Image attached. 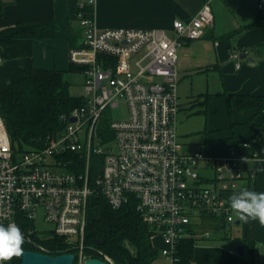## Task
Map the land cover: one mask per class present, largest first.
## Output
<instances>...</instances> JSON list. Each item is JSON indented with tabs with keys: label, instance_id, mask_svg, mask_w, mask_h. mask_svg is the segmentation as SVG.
I'll return each instance as SVG.
<instances>
[{
	"label": "built area",
	"instance_id": "obj_1",
	"mask_svg": "<svg viewBox=\"0 0 264 264\" xmlns=\"http://www.w3.org/2000/svg\"><path fill=\"white\" fill-rule=\"evenodd\" d=\"M212 2L204 0L191 20L174 19L171 35L157 27H101L94 12L90 16L85 9L94 7L95 0H78L77 20L83 33L78 46L71 48L70 61L81 68L85 101L63 117L60 132L48 134L44 146L24 151L14 149L0 114V224L15 223L28 242H33L34 233L65 237L77 264L88 257L114 264L104 253L93 256L85 251L87 227L93 221L88 213L92 207L100 209L99 195L116 209L135 201L136 210L153 230L151 240L161 237L159 250L170 264L180 261L182 239L214 234L204 226L205 215L232 227L237 216L226 194L239 189L246 158L190 149L177 125L178 50L186 39H199L214 25ZM257 4L264 14V0ZM230 55L237 58L239 52ZM123 103L127 117L109 119V110ZM105 121L113 133L107 138L100 130ZM256 144L255 138L243 142L253 149V158ZM68 153L78 155L79 163L66 158ZM93 155L102 160V171L94 180L90 177ZM82 163L83 170H77ZM39 216L52 227L37 230ZM24 220L30 224L23 226ZM37 247L48 252L43 244Z\"/></svg>",
	"mask_w": 264,
	"mask_h": 264
},
{
	"label": "crops",
	"instance_id": "obj_2",
	"mask_svg": "<svg viewBox=\"0 0 264 264\" xmlns=\"http://www.w3.org/2000/svg\"><path fill=\"white\" fill-rule=\"evenodd\" d=\"M203 2L95 0L94 18L101 27H157L174 35V19L191 20ZM257 5V0H213L214 25L201 38L186 39L178 50L179 114L187 103L191 111L206 117L203 129L206 140L198 147L185 144L211 156L246 158L245 177L236 191L242 188L264 191V132L256 109H241L237 104L238 95H264V14ZM3 9L0 30L22 21L55 20L58 29L53 38H45L33 46V64L41 69L69 72L70 32L80 28L76 21L70 20L68 0H10ZM256 21L259 24L253 25ZM233 50L239 52V57H231ZM253 138L257 139L256 158L252 148L243 146L244 141ZM231 226L226 237L224 232H217L223 233L220 238L215 235L197 239L191 264H264L261 260L256 262L257 252L264 245V225L258 221L243 223L237 216ZM152 242L159 249L162 239L157 236ZM233 242L245 247L244 255L238 253ZM250 242L253 254L248 250ZM151 264L170 262L160 254Z\"/></svg>",
	"mask_w": 264,
	"mask_h": 264
},
{
	"label": "trees",
	"instance_id": "obj_3",
	"mask_svg": "<svg viewBox=\"0 0 264 264\" xmlns=\"http://www.w3.org/2000/svg\"><path fill=\"white\" fill-rule=\"evenodd\" d=\"M4 5L0 4V17L3 15ZM68 9L70 20L78 22L77 14L80 10L78 0H68ZM85 9L93 16V6H87ZM255 24L259 23L256 21L253 25ZM57 29V22L47 19L22 21L0 30V55L3 59L0 64V114L17 151L44 146L48 134L60 132L64 124L63 117L85 101L82 95L71 93V82L67 76L68 73H80V67L71 64L67 72L41 69L33 64V46L45 38H53ZM82 33V27L77 31L72 29L70 32L72 47L78 46L77 36L81 37ZM237 104L241 109H256L259 125L264 132V95H238ZM100 130L106 133V138L113 134L106 121ZM66 156L68 159L78 160V155L74 153H68ZM77 162L79 163V160ZM70 168L76 170L77 167L71 165ZM77 170H83V163ZM101 171V157L93 155L91 179L94 180ZM98 204L100 215L89 223L86 231L87 254L100 256L99 253H104L112 258L114 264H151L160 256V250L152 244L153 230L136 210L135 201H129L116 209L105 197L99 195ZM205 217L208 222L204 223V226L210 227L214 233H227L226 225L217 222L215 216L208 214ZM28 224L29 220L22 222L23 226ZM32 238L33 242L25 240L23 250H36L38 244H43L49 253L57 255L70 249L69 241L55 233L45 236L34 233ZM95 238L104 240L102 245L97 246L98 250L91 248L95 245L93 242ZM196 243L197 239L194 237L180 241L178 264H191ZM248 248L253 254V243L250 242ZM21 258L13 257L3 264H20Z\"/></svg>",
	"mask_w": 264,
	"mask_h": 264
},
{
	"label": "rangeland",
	"instance_id": "obj_4",
	"mask_svg": "<svg viewBox=\"0 0 264 264\" xmlns=\"http://www.w3.org/2000/svg\"><path fill=\"white\" fill-rule=\"evenodd\" d=\"M78 29L81 28L79 23L77 22ZM68 79L71 82L70 91L74 95H83L84 94V77L81 73H68ZM178 92H180V85H178ZM184 102H187L186 98L182 99ZM109 119H124L128 115V109L125 103H123L118 108H111L109 110ZM206 117L205 115H201L199 113H194L190 110L188 107V104L185 103L184 109L180 112L178 116V132L183 137V141L186 143H191L192 145L198 147L201 146V143H203L206 140V134L203 132V129L205 127ZM89 219L94 220L99 217L100 215V209L98 206L92 207L89 210ZM35 227L40 232H43L46 229H50L52 227V224L45 222L41 216H39L36 219ZM204 231V230H203ZM223 233H216L213 234L212 237L220 238ZM210 237V238H212ZM233 245H236V242H233ZM237 246V245H236ZM235 246V247H236ZM261 248L257 252V258L256 262L258 260H261V262L264 261V245L261 244ZM259 255H261L259 257ZM159 262V260H158Z\"/></svg>",
	"mask_w": 264,
	"mask_h": 264
},
{
	"label": "clouds",
	"instance_id": "obj_5",
	"mask_svg": "<svg viewBox=\"0 0 264 264\" xmlns=\"http://www.w3.org/2000/svg\"><path fill=\"white\" fill-rule=\"evenodd\" d=\"M247 147V145H245ZM229 207L243 223L258 221L264 225V191L242 188L228 197ZM231 219V217H229ZM24 235L18 225L0 224V262L10 261L23 255Z\"/></svg>",
	"mask_w": 264,
	"mask_h": 264
},
{
	"label": "water",
	"instance_id": "obj_6",
	"mask_svg": "<svg viewBox=\"0 0 264 264\" xmlns=\"http://www.w3.org/2000/svg\"><path fill=\"white\" fill-rule=\"evenodd\" d=\"M245 55V53H243ZM75 117H71V121H75ZM94 246L91 248L98 250L97 246H100L104 243V240L95 238L93 240ZM236 250L240 255L245 254V247L239 245L236 247ZM20 264H75L76 253L72 248L68 249L67 252L53 255L49 252L39 251L35 249H24L23 255L21 256ZM84 264H111L106 261L104 258L99 257H88Z\"/></svg>",
	"mask_w": 264,
	"mask_h": 264
}]
</instances>
